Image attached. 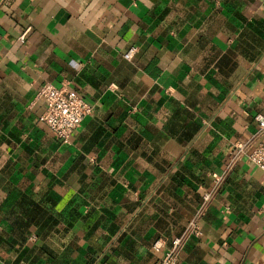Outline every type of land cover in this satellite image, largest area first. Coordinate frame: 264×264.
<instances>
[{
    "label": "clouds",
    "instance_id": "clouds-1",
    "mask_svg": "<svg viewBox=\"0 0 264 264\" xmlns=\"http://www.w3.org/2000/svg\"><path fill=\"white\" fill-rule=\"evenodd\" d=\"M0 264H264V0H0Z\"/></svg>",
    "mask_w": 264,
    "mask_h": 264
}]
</instances>
